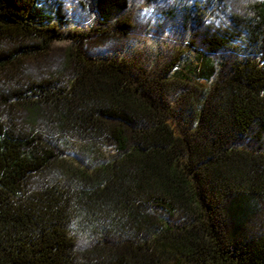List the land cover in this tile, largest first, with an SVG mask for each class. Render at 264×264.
Here are the masks:
<instances>
[{"label":"trees","instance_id":"16d2710c","mask_svg":"<svg viewBox=\"0 0 264 264\" xmlns=\"http://www.w3.org/2000/svg\"><path fill=\"white\" fill-rule=\"evenodd\" d=\"M130 1L80 30L63 0H0V264H264V0H171L191 49L169 62L88 56Z\"/></svg>","mask_w":264,"mask_h":264},{"label":"rangeland","instance_id":"374dc122","mask_svg":"<svg viewBox=\"0 0 264 264\" xmlns=\"http://www.w3.org/2000/svg\"><path fill=\"white\" fill-rule=\"evenodd\" d=\"M63 1L68 9L69 17L80 30L93 22L94 14L89 0ZM237 1V4L235 2L236 8L237 5H243L246 2ZM171 8H173L171 0L158 2L131 0L124 16V19L133 27L129 34H117L115 35L116 40L111 43L105 42L99 37H92L84 43L83 50L88 56L97 57L109 52L128 49L130 56L148 67L154 63L169 62L172 58L178 57L183 50L191 49L189 46L190 27H187V32L184 31L180 17L172 21L165 13L167 9ZM198 34H200L199 31L196 32L197 36L193 38L192 43L200 51H205L202 38ZM3 46V48L9 49L13 48L15 43L7 40ZM72 47L73 44L69 39L54 41L44 52L20 58L18 62L20 73L24 77L32 79L48 77L67 62L68 53Z\"/></svg>","mask_w":264,"mask_h":264}]
</instances>
